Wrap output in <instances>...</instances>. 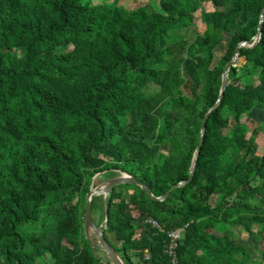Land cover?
<instances>
[{"label":"trees","instance_id":"trees-1","mask_svg":"<svg viewBox=\"0 0 264 264\" xmlns=\"http://www.w3.org/2000/svg\"><path fill=\"white\" fill-rule=\"evenodd\" d=\"M94 1L0 0V264H110L84 234L93 177L120 170L154 198L186 182L225 67L253 44L264 7ZM198 12L206 30L189 41L180 33ZM240 58L207 115L191 182L164 202L131 185L110 192L102 231L125 264H169L166 234L184 227L180 264H254L241 236L264 234V149L242 117L264 113V19ZM90 204L103 222L104 203Z\"/></svg>","mask_w":264,"mask_h":264},{"label":"water","instance_id":"water-1","mask_svg":"<svg viewBox=\"0 0 264 264\" xmlns=\"http://www.w3.org/2000/svg\"><path fill=\"white\" fill-rule=\"evenodd\" d=\"M263 19H264V7L260 13L259 16V22H258V27H257V35L254 38V42L251 46H248L247 43H242L240 44L235 52V57L233 60H231L230 62H228V64L225 67L224 70V74H223V79H222V87H221V91H220V97L218 99V101L216 102V104L210 109L208 110V112L205 114L204 118H203V122L201 125V130H200V140L199 143L196 147L194 156H193V161H192V165L191 168L189 170V177L188 180L186 182H182V183H178L175 186L171 187L161 198H154L151 195L150 190L145 187L144 185L140 184L139 182L136 181L135 178H132L131 176L122 173V171L120 170H115L116 172H118L120 174V176L117 177H113L109 180H107V182L105 183L104 186L102 187H97V188H91L90 185V189L86 194L85 197V209H84V234L86 236V239L91 242L90 240V236L91 233L93 235V237H95L97 239V243H98V248L99 250H101L102 252L105 253L106 257L105 259L110 263V264H125L121 258L119 257V255L115 252V250L109 245V243L104 239V235H103V231L101 230L100 227H98L95 222L92 220V216H91V207H90V203H91V199L93 196L96 195H103V202H104V215H105V224L108 220V196L110 194V192L115 188V187H120V186H125V185H131V186H135L138 187L139 189H141L146 195L147 197L150 198L151 201H156V202H164L168 196L170 195L171 192H173L175 189L181 188L186 186L187 184H189L192 180V175H193V171L194 168L196 166L198 157H199V152H200V148L202 145V138L205 132V122H206V118L209 112H211L223 99L224 96V92L226 91L228 85H229V72L230 69L232 67H238L240 65V50L241 49H245V48H252L253 46H255V44L259 41L260 38V31H261V27L263 24ZM101 174V173H99ZM105 229H107V227L105 226Z\"/></svg>","mask_w":264,"mask_h":264},{"label":"rangeland","instance_id":"rangeland-1","mask_svg":"<svg viewBox=\"0 0 264 264\" xmlns=\"http://www.w3.org/2000/svg\"><path fill=\"white\" fill-rule=\"evenodd\" d=\"M94 2H96V0ZM160 2H161V0H118L117 5L125 8V9H134V8H137V7L145 5V4H151L157 11L162 12L161 7H160ZM203 10L206 13H210V12L214 11V9L212 8L211 5H204ZM205 30H206V28L203 25L201 18H200V14L198 12L195 15L194 27L187 30V31H184L180 34H181V36L185 37L189 41H192L195 34H197V33L203 34L205 32ZM226 40H228V39L226 38ZM245 63H246L245 59L241 58L240 65H244ZM247 82L248 83H255V84L258 83L257 78L253 77V76L248 77ZM242 122L245 123L250 129V133L248 136L249 137H251L253 135L255 136L256 145H257V152L260 155L264 149V134H262L261 131H259L258 133H255V130L258 128V126L261 123L264 122V113L259 112V111H255L250 116H243ZM117 176H120V174L118 172H116L115 169H112L111 172L110 171H104V172H101V174L98 173L92 179L91 188H97V187L100 188V187L105 185L107 180H109L113 177H117ZM129 194H131V193H129ZM93 197H96L97 205H98V207H100V205L103 202V195H96ZM215 201H216V199H212V202H211L212 206L215 204ZM71 202L75 203L76 197L71 198ZM91 216H92V220L95 222V224L98 225V227L101 228V230H106L105 229V217H104L103 222H100V211L96 210V212H94ZM134 217L138 218L137 214H134ZM141 223L144 226L149 227V225L145 224L146 219H144L143 222L139 221V219H136L135 225H140ZM149 228L152 229L151 227H149ZM256 229H257V227L253 226L251 233L249 235L242 234L241 238H242V240L248 242V244H249L248 245L249 246V256H250V258L253 259L254 264H264V234L261 238V243L257 242L255 240ZM90 240L93 241V243H94V249L96 251V255L98 257L105 259L106 255L104 252L99 250L97 239L95 237H93L92 233L90 236ZM109 240L112 243H114V239L112 236H109ZM104 264H107V263H104Z\"/></svg>","mask_w":264,"mask_h":264},{"label":"built area","instance_id":"built-area-1","mask_svg":"<svg viewBox=\"0 0 264 264\" xmlns=\"http://www.w3.org/2000/svg\"><path fill=\"white\" fill-rule=\"evenodd\" d=\"M151 227L152 229H155L159 231L160 233H163V229L157 224L156 221L152 219H146V223ZM186 227L169 231L166 234L167 237V243L165 245V255L167 256L168 263L169 264H180L178 260V249L179 244L183 238L184 230Z\"/></svg>","mask_w":264,"mask_h":264}]
</instances>
